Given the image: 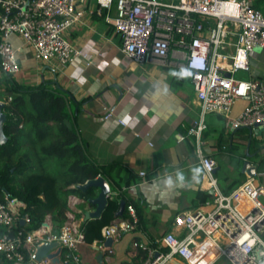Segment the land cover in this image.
<instances>
[{
  "label": "built area",
  "instance_id": "built-area-1",
  "mask_svg": "<svg viewBox=\"0 0 264 264\" xmlns=\"http://www.w3.org/2000/svg\"><path fill=\"white\" fill-rule=\"evenodd\" d=\"M0 0V70L15 76L20 71L9 37L19 36L31 47L35 59L66 65L82 53L66 37V31L85 14L104 13L121 40V52L138 64L168 66L180 60L190 72L200 118L188 128L195 137L194 158L201 166L202 181L213 191L204 206L174 215L172 230L156 240L160 250L146 251L142 264H264V182L256 176L228 193L217 186L216 161L201 149L204 116L217 113L232 129L256 128L264 123V79H241L238 71H250V55L264 50V0ZM260 6H259V5ZM79 5H82L80 7ZM84 5V6H83ZM243 105L234 111L235 104ZM236 112V113H235ZM112 112L103 117L109 118ZM117 122L126 125L122 119ZM184 137L178 135V140ZM145 173L142 171L140 175ZM26 204L4 192L0 200V264H80L78 246L85 242L79 224L65 221L53 231L47 219L29 229ZM128 218L103 226L102 238H119L135 227L137 215L126 205ZM23 221V224L20 223ZM98 244L105 249L104 244ZM55 246L41 258L37 248ZM133 246L145 249L137 242ZM63 250L68 254L61 260ZM58 260V262L55 261Z\"/></svg>",
  "mask_w": 264,
  "mask_h": 264
},
{
  "label": "crops",
  "instance_id": "crops-1",
  "mask_svg": "<svg viewBox=\"0 0 264 264\" xmlns=\"http://www.w3.org/2000/svg\"><path fill=\"white\" fill-rule=\"evenodd\" d=\"M259 4L264 10V4ZM84 5L92 11L94 0H86ZM65 35L82 53L66 65L56 60L38 61L30 46L19 36L10 35L20 66L14 78L30 85L50 81L61 88L77 112L76 126L92 159L99 163L117 162L124 167V177L132 175L136 179L123 190L135 208V227L122 232L105 249L98 246L103 238L80 243L77 251L80 264H142L148 249L164 250L156 241L164 233L172 230L182 234L172 227L174 215L204 206L210 201H205V194L213 195L202 181L203 170L194 158L195 137L188 133V128L200 118L190 72L178 59L171 65L159 66L138 64L126 57L113 26L105 20L104 13L94 10ZM261 50V54L254 50L250 55V62L256 65L244 79H264V50ZM242 105L238 101L234 111ZM110 111L112 115L105 119L103 116ZM117 119L126 125L119 124ZM204 122L201 149L216 161L213 175L217 186L228 193L235 187L231 188L232 184L238 185L247 176L241 172L239 158L252 162L264 158V125L252 132L232 129L217 113L206 114ZM178 135L184 138L178 140ZM260 181L264 182V174ZM97 193L95 190L94 196ZM110 197L116 200L118 211L121 194L112 188ZM67 205L66 221H74L83 230L88 221L86 214L94 211L95 205L74 194L68 195ZM126 205L125 216H116L109 224L128 218ZM45 219L51 222L50 215ZM103 232L102 228L101 236ZM104 241L105 238L101 243ZM133 242L145 249L133 246ZM67 255L63 250L61 260ZM66 264L75 263L69 260ZM168 264L183 263L174 258Z\"/></svg>",
  "mask_w": 264,
  "mask_h": 264
},
{
  "label": "trees",
  "instance_id": "trees-1",
  "mask_svg": "<svg viewBox=\"0 0 264 264\" xmlns=\"http://www.w3.org/2000/svg\"><path fill=\"white\" fill-rule=\"evenodd\" d=\"M0 89L6 117V141L0 144V200L4 192L22 200L30 220L29 229L38 228L50 215L52 229L58 231L66 219L68 195L84 200L94 197L95 188L83 190L78 185L98 176L111 182L125 205L131 204L123 190L136 179L132 175L124 177V167L117 162L99 163L92 159L76 126L77 112L61 88L50 81L26 84L2 72ZM237 129L247 131L246 127ZM25 145L30 148L23 149ZM57 164L61 167L57 166L53 173L51 167ZM263 170L264 158L258 173ZM212 198L213 195L205 194V201ZM117 207L116 200L109 199L101 215L84 224L86 242L102 239L101 229L116 217Z\"/></svg>",
  "mask_w": 264,
  "mask_h": 264
},
{
  "label": "water",
  "instance_id": "water-1",
  "mask_svg": "<svg viewBox=\"0 0 264 264\" xmlns=\"http://www.w3.org/2000/svg\"><path fill=\"white\" fill-rule=\"evenodd\" d=\"M3 106L4 102L0 101V144H3L6 141V137L3 133V123L6 119L5 114L3 112ZM264 125V123H258L256 124L255 130H257L258 127ZM250 132H252V129L247 128ZM81 141V140H80ZM260 161L258 162H252L249 159H242L241 162V172L246 174L247 176H257L258 175V169H259ZM214 172V171H213ZM79 188L85 190L89 187L95 188V190H98V193L96 196L91 197L88 199V203L95 205L94 211H91L86 214V219H94L98 218L101 213L103 212L104 208L106 207L108 200L111 199V189L114 188V186L111 184V182L106 179L103 176H98L95 179H91L86 181L84 184L78 185ZM115 189V188H114ZM125 208V200L121 199L119 203V209L116 212V216L122 215ZM21 224H23V221H20ZM113 243V238L111 236H107L104 241V247H110ZM54 243H45L41 246H38L37 248V258H41L45 253H47L48 250H50L52 247H54ZM56 262H58L57 259H55ZM98 261H102V254H99Z\"/></svg>",
  "mask_w": 264,
  "mask_h": 264
},
{
  "label": "rangeland",
  "instance_id": "rangeland-1",
  "mask_svg": "<svg viewBox=\"0 0 264 264\" xmlns=\"http://www.w3.org/2000/svg\"><path fill=\"white\" fill-rule=\"evenodd\" d=\"M257 49H259V48H256L255 49V52L257 53V54H261V49H259V50H257ZM262 60V59H261ZM257 61H259V59H255V62H257ZM253 63H254V61H253ZM252 63V61L250 62V65H251V69H252V67H254V65H256L255 63L253 64ZM19 64V63H18ZM248 75H249V72H245V71H238L234 76L236 77V78H241V79H244V78H247L248 77ZM0 101H2V100H0ZM30 147L28 146V145H25L24 147H23V149H29ZM57 166H58V164L55 166H52L51 167V170H53V173H55L56 172V170L55 169H57ZM61 167V166H60ZM59 166H58V168H60ZM263 174H264V170L262 171V172H260V173H258V175L256 176V178L258 179V180H262V178H263ZM58 184L59 185H61L62 184V179H59L58 180ZM3 264H9V263H6L4 260H3Z\"/></svg>",
  "mask_w": 264,
  "mask_h": 264
}]
</instances>
